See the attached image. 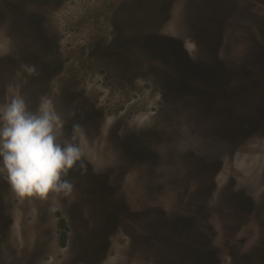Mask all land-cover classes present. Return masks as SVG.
<instances>
[{
    "label": "rangeland",
    "instance_id": "rangeland-1",
    "mask_svg": "<svg viewBox=\"0 0 264 264\" xmlns=\"http://www.w3.org/2000/svg\"><path fill=\"white\" fill-rule=\"evenodd\" d=\"M14 96L79 126L84 169L0 178V264H264V0H0Z\"/></svg>",
    "mask_w": 264,
    "mask_h": 264
},
{
    "label": "clouds",
    "instance_id": "clouds-1",
    "mask_svg": "<svg viewBox=\"0 0 264 264\" xmlns=\"http://www.w3.org/2000/svg\"><path fill=\"white\" fill-rule=\"evenodd\" d=\"M29 73L34 68H28ZM60 115L43 101L35 110L22 96L0 105V178L21 198H45L50 192L68 195L70 169H84L83 149L77 141L79 126L63 142L58 138Z\"/></svg>",
    "mask_w": 264,
    "mask_h": 264
},
{
    "label": "trees",
    "instance_id": "trees-1",
    "mask_svg": "<svg viewBox=\"0 0 264 264\" xmlns=\"http://www.w3.org/2000/svg\"><path fill=\"white\" fill-rule=\"evenodd\" d=\"M149 132H145L144 134H142V136H144V135H147ZM133 140L137 143V145L140 147L141 146V140H140V138H138L137 136L136 137H134L133 138ZM132 140V141H133Z\"/></svg>",
    "mask_w": 264,
    "mask_h": 264
}]
</instances>
